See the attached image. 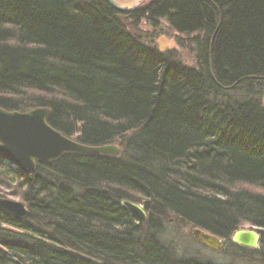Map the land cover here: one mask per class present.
Instances as JSON below:
<instances>
[{
	"label": "trees",
	"instance_id": "1",
	"mask_svg": "<svg viewBox=\"0 0 264 264\" xmlns=\"http://www.w3.org/2000/svg\"><path fill=\"white\" fill-rule=\"evenodd\" d=\"M120 18L195 34L196 68L143 47ZM262 94L264 0L122 12L104 0H0V108L46 107L65 137L122 146L29 174L0 159L29 211L19 221L0 210V264H211L172 256L157 239L165 216L225 240L257 227L264 262ZM129 194L144 200V221L121 207Z\"/></svg>",
	"mask_w": 264,
	"mask_h": 264
},
{
	"label": "water",
	"instance_id": "2",
	"mask_svg": "<svg viewBox=\"0 0 264 264\" xmlns=\"http://www.w3.org/2000/svg\"><path fill=\"white\" fill-rule=\"evenodd\" d=\"M104 1L114 10L124 11L113 0ZM49 116L50 110L47 108H37L25 113L0 108V159L3 163L29 174L37 162L48 163L63 154L118 156L119 149L113 145L85 146L65 137L47 123ZM120 205L133 217L145 220V213L140 205L125 200L120 201ZM0 210L19 221L26 220L29 216L24 205L9 200L0 199ZM254 230L258 231L257 228ZM256 231H235L231 242L243 248L257 249L259 233ZM191 234L200 245L209 250H225L226 242L223 239L197 228L192 229Z\"/></svg>",
	"mask_w": 264,
	"mask_h": 264
},
{
	"label": "rangeland",
	"instance_id": "3",
	"mask_svg": "<svg viewBox=\"0 0 264 264\" xmlns=\"http://www.w3.org/2000/svg\"><path fill=\"white\" fill-rule=\"evenodd\" d=\"M113 1L120 9L128 11L137 8H143L154 0ZM120 21L127 33H129L132 37L138 40V42L143 47L149 50H155L159 53H170L172 57V62H174L175 64H179L185 67L196 68L197 62L195 58V51L191 42L195 34L180 35L173 31L165 20H158L156 23L151 25H149V23H147L146 21H141L139 24L134 25L132 22L124 18H120ZM29 94L33 96H38V94L36 93ZM15 100L20 99L15 98ZM260 102L264 106V94L261 95ZM69 139L74 141L75 137L73 136ZM107 145H113L117 147L119 149V154H121L122 146L120 139H116L112 143ZM0 182H2V185H0V199L20 203L24 205L25 209L28 210L26 203L20 198V194L23 189H19L18 182L12 178L6 179L4 177H0ZM129 195L132 197L133 200L131 201V203H135L142 207L146 219L148 217V213L144 209V200H142L137 195ZM160 225L161 229L159 234L157 235V239L162 245H164L169 250V252H171L173 257L194 259L200 262L211 264H264V262H262L257 256L259 242L257 249H247L232 243L231 238L228 240L223 239L226 242L225 250L223 252H215L203 247L192 237L191 231L195 228H193L191 225L184 223L183 221L178 220L174 216L161 217ZM252 230L256 231L254 230L253 226L248 224H242L241 226H239L237 231ZM256 232L259 233L260 230Z\"/></svg>",
	"mask_w": 264,
	"mask_h": 264
},
{
	"label": "bare ground",
	"instance_id": "4",
	"mask_svg": "<svg viewBox=\"0 0 264 264\" xmlns=\"http://www.w3.org/2000/svg\"><path fill=\"white\" fill-rule=\"evenodd\" d=\"M37 109V108H36ZM68 138V137H67ZM113 158V157H112ZM36 165V164H35ZM254 227V226H253ZM254 228H257V227H254ZM258 230H261V229H259V228H257ZM259 237H260V235H259Z\"/></svg>",
	"mask_w": 264,
	"mask_h": 264
},
{
	"label": "flooded vegetation",
	"instance_id": "5",
	"mask_svg": "<svg viewBox=\"0 0 264 264\" xmlns=\"http://www.w3.org/2000/svg\"><path fill=\"white\" fill-rule=\"evenodd\" d=\"M225 241V240H224Z\"/></svg>",
	"mask_w": 264,
	"mask_h": 264
}]
</instances>
